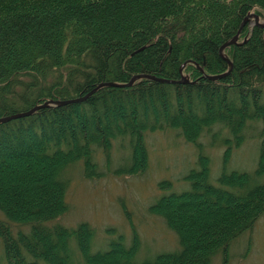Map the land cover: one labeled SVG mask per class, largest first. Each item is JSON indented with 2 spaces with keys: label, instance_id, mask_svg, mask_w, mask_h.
<instances>
[{
  "label": "trees",
  "instance_id": "1",
  "mask_svg": "<svg viewBox=\"0 0 264 264\" xmlns=\"http://www.w3.org/2000/svg\"><path fill=\"white\" fill-rule=\"evenodd\" d=\"M248 13L264 20V0H0V116L116 83L0 122V264L228 263L231 242L264 210V26L251 17L239 30ZM236 32L223 49L230 70L209 78L229 69L219 47ZM139 73L156 78L126 84ZM249 121L261 123L255 168L227 169ZM164 128L197 149L187 187L148 208L176 234L175 249L137 258L134 231L92 250L93 227L57 221L67 166L80 161L85 177L98 176L97 151L109 168L117 141L128 151L115 174H135L147 164L145 134ZM208 132L224 147L217 183L199 140Z\"/></svg>",
  "mask_w": 264,
  "mask_h": 264
},
{
  "label": "rangeland",
  "instance_id": "2",
  "mask_svg": "<svg viewBox=\"0 0 264 264\" xmlns=\"http://www.w3.org/2000/svg\"><path fill=\"white\" fill-rule=\"evenodd\" d=\"M217 129L218 125L212 127L213 131ZM260 130V122L249 121L244 130V141L238 147H232L227 169L252 171L255 168L261 143ZM224 134L222 130L219 133L220 136ZM209 135V132L203 133L199 140L209 156L210 180L217 183L224 147L221 141L210 145ZM144 140L148 151L147 164L135 174H115L114 169L124 161L122 155L128 151L127 148L120 149L117 141L113 142L109 168L101 151H97L96 160L102 171L98 176L85 177L80 161L70 164L64 171L68 181L65 193L67 210L57 221L67 226L86 222L93 227L92 250L108 248V240L119 234L128 243L134 231L140 239L137 258L151 257L178 246L176 234L148 208L161 193L187 187L184 175L196 166L197 149L171 128L149 131ZM163 180L170 186L159 187ZM0 219H4L1 212ZM19 228L27 230V226L12 225L13 231ZM3 260L1 262L5 263ZM211 264H220V256H214ZM227 264H264V210L250 228L231 242Z\"/></svg>",
  "mask_w": 264,
  "mask_h": 264
},
{
  "label": "water",
  "instance_id": "3",
  "mask_svg": "<svg viewBox=\"0 0 264 264\" xmlns=\"http://www.w3.org/2000/svg\"><path fill=\"white\" fill-rule=\"evenodd\" d=\"M253 18V21L256 25H259V26H264V20L260 21L259 20V15L256 14V13H248L242 20L241 24H240V28L239 30L241 29L242 25L247 21L249 20L250 18ZM238 30V31H239ZM237 37H238V32H236V34H234L232 36L231 39H229L228 41L224 42L220 47H219V52L220 54L227 60L228 64H229V69L226 71V72H223V73H218V74H212V75H208L209 78H212V79H215V78H219L223 75H225L231 68L232 66V62L230 61V59L228 57H226L224 54H223V49L226 45L230 44V43H233V42H236L237 40ZM142 76H145V77H149V78H156L155 76H152V75H148V74H142V73H139V74H135L133 75L129 82L126 83V84H130L134 79L136 78H139V77H142ZM159 80H165V81H174V80H170V79H166V78H157ZM188 79L184 76H181V78L179 79V81H182V82H186ZM107 84H116L115 82H111V81H108V82H101L99 83L97 86H95L93 89H91L90 91H88L87 93L81 95V96H77L75 98H68V99H62V100H45L43 101L42 103H38V104H35L34 106H32L31 108H29L28 110H25V111H21V112H15V113H12V114H8V115H4V116H0V122L2 121H7L9 119H12V118H16V117H20V116H24V115H28L30 114L32 111L38 109L39 107H42V106H46L48 105L49 103H55V104H63V103H67V102H72V101H78V100H82L84 98H86L90 93H92L98 86H101V85H107Z\"/></svg>",
  "mask_w": 264,
  "mask_h": 264
}]
</instances>
